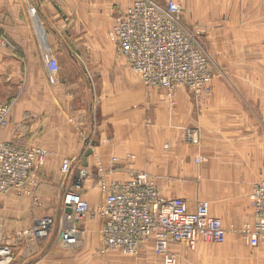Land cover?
Listing matches in <instances>:
<instances>
[{"label":"crops","instance_id":"1","mask_svg":"<svg viewBox=\"0 0 264 264\" xmlns=\"http://www.w3.org/2000/svg\"><path fill=\"white\" fill-rule=\"evenodd\" d=\"M125 5L126 0L118 5L117 0H0V22L11 41L0 47V81L2 76L3 87L7 88L5 100L16 94L10 123L0 129V141L40 148L47 154L44 166L31 173L22 189L0 197V239L1 244L11 247V264H64L72 259L78 250L60 248L50 254L46 244L50 236L34 242L22 239L20 233L41 216L56 218L63 214L65 187H75L95 207L104 200V185L132 179L137 167L147 169L161 196L182 198L191 211L198 201L215 199L220 207L211 209L209 204V213L221 220L225 230L254 224L249 194L264 178V170L259 171L257 166L246 170L248 162H230L210 152L206 127L204 133L201 131L199 146L184 145L182 133L164 128L159 97L148 98L147 89L122 63L115 68L120 79L102 78L95 93V38L105 37L115 7ZM69 31L83 40L75 50L61 39ZM85 40L94 41L87 45ZM85 50L90 55L88 63L80 57ZM105 51L112 53L110 47ZM62 52L69 63L66 67L62 64L59 75L54 76L44 60L49 54L59 58ZM15 87L19 88L17 93L11 89ZM149 104H153L161 128L142 126L141 115ZM166 140L170 143L165 150L161 144ZM88 150L91 154L85 158ZM129 154L134 155L131 168L126 167ZM195 155L205 159L203 166L191 164ZM66 159L73 163L64 180L60 167ZM201 181L205 192L198 194L194 188L189 192L179 186ZM204 193L208 197H201ZM228 214L230 223L226 222ZM81 226L89 238L100 234V220ZM180 247L170 246L177 261L182 258ZM260 247L253 259L259 258L258 263L264 264V244ZM241 259V264L250 260L244 254Z\"/></svg>","mask_w":264,"mask_h":264},{"label":"built area","instance_id":"2","mask_svg":"<svg viewBox=\"0 0 264 264\" xmlns=\"http://www.w3.org/2000/svg\"><path fill=\"white\" fill-rule=\"evenodd\" d=\"M110 34L119 54L146 87L163 90L172 98L176 87L186 88L196 98L209 93L211 59L202 47L196 32L181 21L180 8L174 0L163 4L156 0H133L119 14ZM51 74H58L54 57L46 61ZM11 103L0 104V129L10 123ZM196 131L185 136L194 141ZM43 149L0 141V197L10 190H20L31 173L45 164ZM199 162V157L196 158ZM73 160H64L60 167L63 179L70 173ZM104 200L91 207L75 187L64 188L63 214L58 241L65 248L79 243L77 225L101 219L100 246L118 249L127 254L152 250L163 264H175L172 245L184 244L193 249L198 240L223 243L226 231L221 220L209 214V204L198 201L193 211L186 201L176 196L163 197L145 171L127 181H113L103 187ZM254 224L240 232L251 248L264 244V178L254 184L249 194ZM66 208L70 213H66ZM52 220L38 219L30 229L20 233L22 239L44 240L51 232ZM0 257H12L11 247L1 244ZM2 261H0L1 263Z\"/></svg>","mask_w":264,"mask_h":264},{"label":"rangeland","instance_id":"3","mask_svg":"<svg viewBox=\"0 0 264 264\" xmlns=\"http://www.w3.org/2000/svg\"><path fill=\"white\" fill-rule=\"evenodd\" d=\"M122 1L124 0H117V5ZM166 1L168 0H156L160 4ZM174 1L180 8L181 21L196 32L199 42L211 59L209 93L204 98H196L186 88L179 86L173 91L172 98H169L159 88L146 87L139 76L131 70L134 78L140 80L147 89L148 98L151 96L159 97L165 114L164 128L175 129L174 131L178 134L182 133L184 145L199 146L201 131L204 133L206 127L208 139L212 146L210 152H216L221 155L218 157L228 159L230 162L246 161L249 163V167L246 168L245 166L246 170L256 166L259 171L264 170V0ZM132 2L133 0H126L124 8L115 7L114 20ZM112 24L111 21L107 26L104 38H95V93H98V85L101 84L102 78H108L109 81L112 78L120 79L118 72L115 71L118 63L129 67L119 54L117 43L110 34ZM70 32L67 37L61 36V39L65 45L75 50L77 46L83 45V40L76 38L75 33ZM85 41L87 45H92L94 40ZM10 42V39L6 38L0 22V47H6ZM105 45L108 48H105ZM109 47L112 49V53L108 55V51L105 50H109ZM50 57L57 60L59 72L62 64L66 67V64L69 63L63 52L59 58L49 54L44 60L45 67L46 61ZM80 57L88 63L90 55L85 50L84 55ZM109 57L112 58L109 59ZM106 66L109 67L106 68ZM63 70L65 71V69ZM53 75L58 76L59 73ZM1 78L0 104L9 102L12 107V100L16 94L5 100L7 88L4 89V78L2 76ZM11 89L17 93L19 88ZM202 115L204 117L200 124ZM141 119L142 126L149 130L161 128L158 118L155 117L153 104L148 105V109L141 115ZM187 130L196 131L194 141L188 140L185 136ZM169 143L166 140L161 145L166 150L165 147ZM133 157V154L126 156V162H130L129 164L126 163V167L131 168L134 161ZM197 157H199V162H196ZM192 160L191 164L198 168L205 163V159L199 155L192 157ZM135 169L133 176L140 171L148 172L146 168L137 167ZM186 183H179L181 189H188L189 192H193L194 188L195 194L200 191L205 192L202 189L203 181L192 184L193 187ZM201 197L206 198L208 196L204 193ZM206 200L211 201L210 203L205 201L211 204V209L220 207L215 199L207 198ZM45 217L52 220L49 242L46 243L50 254L57 253L60 248L72 250L73 248H63L58 241L62 213L56 218L44 215L39 219ZM100 221L102 222V220ZM226 222H231L229 214L226 216ZM243 227L244 224L239 229L231 226L226 228L224 243L203 241L198 242L199 244L196 243L193 249L187 248L184 244H179L182 246L180 247L182 258L175 264H241L240 261H243L241 255L243 254L250 258L249 261L244 260L245 264H259V258H253L261 247L249 248L246 245L240 232ZM77 229L80 243L73 250L78 251L75 255L73 254L72 259L64 264H163L160 257L149 248L137 254H127L118 249L104 248L100 246L99 233L98 235L95 234L94 238H89L84 235L85 231L81 224L77 225ZM40 253L38 255H41ZM9 258L11 257L4 259L0 257V261H2L0 264H11ZM19 264L25 263L20 262Z\"/></svg>","mask_w":264,"mask_h":264},{"label":"water","instance_id":"4","mask_svg":"<svg viewBox=\"0 0 264 264\" xmlns=\"http://www.w3.org/2000/svg\"><path fill=\"white\" fill-rule=\"evenodd\" d=\"M90 154H91V151H90V150H88V151H86V152L84 153V157H85V158H87V157H88ZM83 166L85 167V166H86V164L84 163V165H83ZM65 212L69 214L71 211H70V209H69V208H66Z\"/></svg>","mask_w":264,"mask_h":264},{"label":"bare ground","instance_id":"5","mask_svg":"<svg viewBox=\"0 0 264 264\" xmlns=\"http://www.w3.org/2000/svg\"><path fill=\"white\" fill-rule=\"evenodd\" d=\"M4 103H5V102H4ZM80 175H83V174L81 173ZM77 191H78V190H77ZM78 192H79V191H78ZM209 214H210V213H209ZM99 220H101V219H99ZM79 243H80V240H79ZM79 243H78V244H79ZM76 247H77V246H76ZM76 247H74V248H76Z\"/></svg>","mask_w":264,"mask_h":264}]
</instances>
